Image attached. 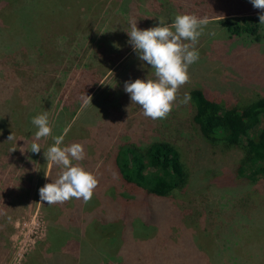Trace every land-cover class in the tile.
<instances>
[{
    "label": "rangeland",
    "instance_id": "1",
    "mask_svg": "<svg viewBox=\"0 0 264 264\" xmlns=\"http://www.w3.org/2000/svg\"><path fill=\"white\" fill-rule=\"evenodd\" d=\"M21 1L0 0V11ZM42 1L56 2L35 0ZM123 2L133 6L127 3L129 10L120 11ZM63 4L69 8L68 19L60 16L30 31L25 49H15L10 60L6 52L0 58L4 68L0 97L15 94L14 109L21 116L28 98L22 94L25 87L15 89L12 81L43 73L50 94L37 98L42 106L37 115L47 112L53 129L61 111L62 146L83 145L86 158L74 164L94 174L98 185L88 202L72 198L59 208L42 204L39 189L51 162L45 164L41 155L55 142L52 135L42 138L29 200L11 215L13 253L6 264H29L32 255L45 248L50 251L47 264H264V177L256 182L238 179L235 164L243 148L202 138L190 120L191 101L181 103L194 86L240 106L264 96V24L258 21L260 39L254 40L248 34L231 37L217 23L227 17H251L256 22L260 10L250 0H63ZM178 14L207 17L209 23L195 45L199 60L190 65V80L179 89L171 113L152 120L124 90L126 82L155 79L151 66L133 50L127 30L132 22L141 30L159 26L160 17L171 24ZM25 31L16 30L19 36ZM26 122L18 119L10 133L15 127L24 130ZM0 136L2 159L11 145L4 133ZM128 139L141 144L164 140L178 147L188 169L183 189L150 198L145 192L131 194L119 188L109 161L114 149Z\"/></svg>",
    "mask_w": 264,
    "mask_h": 264
},
{
    "label": "trees",
    "instance_id": "2",
    "mask_svg": "<svg viewBox=\"0 0 264 264\" xmlns=\"http://www.w3.org/2000/svg\"><path fill=\"white\" fill-rule=\"evenodd\" d=\"M127 3L123 2L120 11L129 10L128 6H133L130 3L127 6ZM3 4L6 2L4 1ZM15 6L12 8L4 5L0 11L2 22H0V58L4 57L6 52L9 60L15 49H25L26 44L30 43L27 39L30 31L38 30L54 22V19L56 21L60 16L68 19L69 14L66 10L69 8L64 7L63 0L45 4L44 1L37 3L35 0H22L16 8ZM258 21V18L255 22L251 17L239 19L227 17L218 19L217 23L225 28L231 37L248 34L254 40H259ZM17 28L25 29L26 35L19 36L16 32ZM3 70L4 68L0 67V75ZM25 76L27 75L24 74L11 83L15 89L18 87L17 89L20 90L25 87L22 94L24 100L27 98L28 100L25 106L23 105L21 116L14 109L15 94L12 98L7 95L0 97V133L8 137L11 145V151L0 159V264H6L13 253L10 241L11 215L29 200L33 169L40 156V153H32L29 150L37 130L32 124V119L37 116V112L42 107L38 104L40 102L37 98L44 99L45 95L50 94L43 82L42 78L45 76L43 73L36 74V77L31 80ZM99 81L98 79L96 82ZM93 88L94 85L91 90ZM31 93L35 94L33 98ZM38 93L41 96H38ZM188 94L191 97L190 120L202 138L209 141L221 140L227 146L243 148L242 157L235 164V176L238 179H244L245 182H256L260 176L264 177V96L240 106L231 101H224L220 96L200 86L191 87ZM73 98L74 96L70 100ZM62 99L66 104L69 98ZM82 101L83 99L80 98L78 104ZM17 118L23 124L27 121V126L24 130L15 127L16 132L10 133L12 131L10 129L17 125L15 124ZM61 118V111H59L53 123V137L61 136L63 133L64 124H59ZM10 136H12L11 139H9ZM37 143L40 144V140ZM41 161L46 164L47 159L44 153L41 155ZM109 162L111 171L118 180L117 186L119 185V188L123 186L131 194L145 192L150 198H164L183 189L187 184L188 169L184 153L168 141L154 140L141 144L130 139L125 140L114 149ZM59 172L60 168L51 163L45 185L56 180ZM39 181L40 184L43 181L42 174ZM58 205L59 203L57 208H59ZM53 206L51 205V208H54ZM66 207L69 208L68 205ZM49 253L48 248L43 249L42 252L36 251L29 264H47Z\"/></svg>",
    "mask_w": 264,
    "mask_h": 264
},
{
    "label": "clouds",
    "instance_id": "3",
    "mask_svg": "<svg viewBox=\"0 0 264 264\" xmlns=\"http://www.w3.org/2000/svg\"><path fill=\"white\" fill-rule=\"evenodd\" d=\"M253 7L260 10L259 21L264 24V0H250ZM207 17L193 14H178L171 24L159 18V26L141 30L137 22L130 24L127 30L129 43L138 53L139 59L154 70L155 79H137L126 82L124 90L130 94L132 104H138L143 115L152 120L166 119L171 113L179 89L189 82V67L199 60L198 43L208 25ZM91 101V97L88 96ZM190 94L185 93L181 103L188 104ZM88 103V100H85ZM32 124L37 128L29 150L39 154L41 146L37 141L52 135L48 113L33 117ZM12 136L9 137L11 139ZM63 136H55L54 144L44 151L48 162L60 168L58 178L39 189L42 202L48 205L64 203L72 198L92 199L98 180L91 172L73 161L86 158L84 147L80 143L62 146ZM15 151V150H13ZM46 177L48 176L45 173Z\"/></svg>",
    "mask_w": 264,
    "mask_h": 264
},
{
    "label": "crops",
    "instance_id": "4",
    "mask_svg": "<svg viewBox=\"0 0 264 264\" xmlns=\"http://www.w3.org/2000/svg\"><path fill=\"white\" fill-rule=\"evenodd\" d=\"M46 242V241H45ZM44 246H46V243L44 244ZM46 249V248H45Z\"/></svg>",
    "mask_w": 264,
    "mask_h": 264
}]
</instances>
